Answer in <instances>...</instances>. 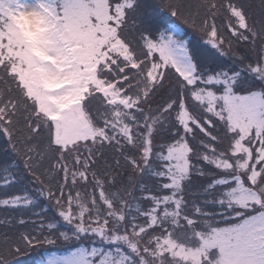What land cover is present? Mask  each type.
I'll return each mask as SVG.
<instances>
[{
	"label": "snow or ice",
	"instance_id": "6c2138e0",
	"mask_svg": "<svg viewBox=\"0 0 264 264\" xmlns=\"http://www.w3.org/2000/svg\"><path fill=\"white\" fill-rule=\"evenodd\" d=\"M0 264H264V0H0Z\"/></svg>",
	"mask_w": 264,
	"mask_h": 264
},
{
	"label": "trees",
	"instance_id": "16d2710c",
	"mask_svg": "<svg viewBox=\"0 0 264 264\" xmlns=\"http://www.w3.org/2000/svg\"><path fill=\"white\" fill-rule=\"evenodd\" d=\"M26 258H27V257H26ZM36 258H37V253L34 252V253L32 254L31 259H36Z\"/></svg>",
	"mask_w": 264,
	"mask_h": 264
},
{
	"label": "rangeland",
	"instance_id": "374dc122",
	"mask_svg": "<svg viewBox=\"0 0 264 264\" xmlns=\"http://www.w3.org/2000/svg\"><path fill=\"white\" fill-rule=\"evenodd\" d=\"M22 259H26L27 260L28 258L25 257V258H22Z\"/></svg>",
	"mask_w": 264,
	"mask_h": 264
}]
</instances>
